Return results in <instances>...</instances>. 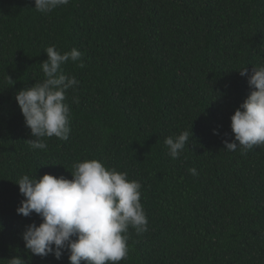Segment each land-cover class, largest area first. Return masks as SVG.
Instances as JSON below:
<instances>
[{
    "label": "trees",
    "instance_id": "trees-1",
    "mask_svg": "<svg viewBox=\"0 0 264 264\" xmlns=\"http://www.w3.org/2000/svg\"><path fill=\"white\" fill-rule=\"evenodd\" d=\"M53 45L82 53L83 67L62 66L79 81L66 100L72 131L33 150L15 96L44 79ZM260 65L264 0H70L47 15L34 0H0V264H70L67 252L27 251L22 234L41 218L17 214L15 182L72 179L86 159L143 186L149 230L129 229L120 264H264V146L242 154L224 144L252 90L238 70ZM182 131L193 136L172 159L164 141Z\"/></svg>",
    "mask_w": 264,
    "mask_h": 264
},
{
    "label": "clouds",
    "instance_id": "clouds-1",
    "mask_svg": "<svg viewBox=\"0 0 264 264\" xmlns=\"http://www.w3.org/2000/svg\"><path fill=\"white\" fill-rule=\"evenodd\" d=\"M35 9L50 14L70 0H34ZM48 59L41 65L44 79L33 86L19 90L16 101L31 130L28 140L33 150H47L45 138L68 140L71 129V110L66 102L68 91L79 84L74 75H67L63 65L69 60L80 61L82 53L77 48L61 53L54 45L45 50ZM246 77L252 89L231 117L234 140H224L226 151L238 148L246 154L255 147L264 146V65L238 70ZM10 81H13L9 77ZM214 134H219L214 130ZM193 133L182 131L169 136L164 143L172 159L189 146ZM72 179L44 174L37 179L22 175L15 183L24 197L17 214L41 218L37 225H27L22 234L25 248L31 256L46 258L52 255L61 260L67 252L70 264H120L127 259L129 229L137 234L149 230V220L141 203L142 184L130 180L127 172L109 169L98 159L75 161ZM196 176V168L189 169ZM30 256V257H31ZM7 264H29L21 256L7 260Z\"/></svg>",
    "mask_w": 264,
    "mask_h": 264
}]
</instances>
